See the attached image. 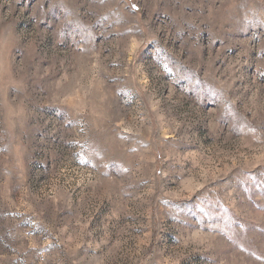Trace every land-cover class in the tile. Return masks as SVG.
<instances>
[{
    "label": "rangeland",
    "instance_id": "1",
    "mask_svg": "<svg viewBox=\"0 0 264 264\" xmlns=\"http://www.w3.org/2000/svg\"><path fill=\"white\" fill-rule=\"evenodd\" d=\"M0 264H264V0H0Z\"/></svg>",
    "mask_w": 264,
    "mask_h": 264
}]
</instances>
